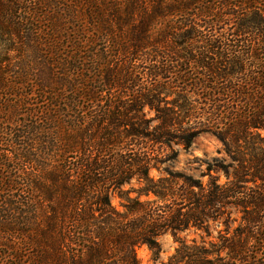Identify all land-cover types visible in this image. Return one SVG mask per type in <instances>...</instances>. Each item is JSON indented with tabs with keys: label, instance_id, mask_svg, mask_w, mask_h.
<instances>
[{
	"label": "trees",
	"instance_id": "1",
	"mask_svg": "<svg viewBox=\"0 0 264 264\" xmlns=\"http://www.w3.org/2000/svg\"><path fill=\"white\" fill-rule=\"evenodd\" d=\"M219 1L0 0V264H140L139 245L157 255L158 236L220 219V245L208 250L180 241L179 263L261 264L264 151L248 144L242 157L226 139L264 130V111L233 113L228 132L218 134L231 163L213 171L226 182L211 170L204 184L166 169L169 177L149 176L165 163L156 148L171 151L173 131L182 134L185 149L202 131L182 126L185 114L159 108V96L188 81L206 88L211 75L224 81L243 71L248 80L232 45L260 43L264 51V23L238 22L243 12L231 4L212 13ZM239 3L237 9L252 7L249 0ZM224 15L237 23L215 36ZM198 17H205L200 28L209 34L196 35ZM200 42L199 55L169 54L175 46L197 50ZM257 69L264 85V57ZM144 107L158 115L154 133L147 131ZM132 181L140 186L134 198L123 189ZM110 193L125 200L123 211L111 206ZM149 194L153 199L140 200ZM228 208L241 213L231 235ZM212 255L216 261L202 262Z\"/></svg>",
	"mask_w": 264,
	"mask_h": 264
},
{
	"label": "rangeland",
	"instance_id": "2",
	"mask_svg": "<svg viewBox=\"0 0 264 264\" xmlns=\"http://www.w3.org/2000/svg\"><path fill=\"white\" fill-rule=\"evenodd\" d=\"M228 1L220 0L216 4L214 3V11H212V13L217 12V10L215 9L217 5L219 7H222L225 4H231L234 5L235 12H243V16H239V18L237 19L238 22L242 19L249 21L250 18H253L257 22L264 23V0H249L252 7L251 9L245 8L244 10L237 9L236 7L239 6V2H242V0H233L231 1V3H224ZM255 7L258 9L256 11L259 13V15L256 13ZM224 13L226 14V11ZM204 20L206 21L205 17H198L196 19V22L199 26L194 28L196 35H198L199 33L205 34L208 32L207 28H200L204 26ZM220 20L223 21V24L216 27L218 31L217 33L216 31H214L213 34H215V36H219L221 33H231V31H227L229 30V28H234V25L237 23L234 18L228 17V15L222 16ZM233 22L235 23L233 24ZM262 28H264V25H262ZM254 34L257 35L256 32H254ZM251 37L252 36H250V38ZM200 40H204L203 37H200ZM204 44L205 43L200 42L196 46V48L199 47L197 50L194 48L181 49V47L175 46V48L173 47L172 51H170L169 54L172 55L176 52H181L184 56L188 52H196V54L199 55V52L203 51L202 48L204 47ZM232 46L234 47L231 48V52L234 53L231 54H238L235 55L233 59L238 58V60H242V62H244L242 64V69L246 70V79L248 80H245L243 78V71L241 72L242 76L241 73H234L224 81H221L214 75H211L210 80H212V82L208 86H206V88L194 89V83H190L188 81V83H182L180 85L181 90H169L168 95L159 96L161 101L157 104L159 108H168L169 110H173L179 114L180 118H182L183 114H185L184 118H182V126H190L195 128L200 127L202 131L197 133V135L191 141L189 148L186 149L179 144L178 140L182 137V134L178 130L173 131L174 139H172V141L170 142L171 151L163 147L162 149H157L156 145V150H159V154H162L159 160H161L162 162L165 161V163L160 164V168L158 170H150V177L154 178L155 180L158 178L169 177V175H167L163 171L164 169H166L173 176H190L193 180H197L204 184L207 182L208 172L211 170V175L215 176L218 179L219 183L226 182V178L223 173H221L220 171H213L216 169L219 170V167L221 168V166H225L231 163V155L228 157L227 153H225V148L223 146V143L220 141L218 134L228 132L229 126H231L233 123L232 121H230L231 117H229L231 114H247L248 112L260 113L264 111V103H262L264 100V85L258 83L257 80V78L259 77L257 74L258 64L259 62H262L264 57V51L261 48L262 46L260 43L251 44L248 46V44L245 43L241 45L235 42ZM247 49L248 51H246ZM259 49H261L262 51H260ZM219 51L221 52V50H218L216 52ZM224 53L227 52L224 51ZM203 55H207V57L209 56L208 53H203ZM211 57H213L212 59L216 61V58L214 56ZM177 66L185 68L183 61H178ZM258 85L261 87L258 88ZM219 90H221L220 93H218ZM222 90H224L223 95H221ZM178 95H181V98H177ZM227 96L229 97L227 98L226 102L222 103L221 101H223V98H226ZM0 97H3L1 93ZM250 98L252 99L251 101ZM259 98L261 100L258 102ZM34 99H36L34 102H38V106L41 107V99H39L38 97ZM26 100H29L30 102L32 99ZM26 100L23 99V101L27 102ZM174 102L176 103L175 106L172 105ZM0 103L3 104L2 99H0ZM180 104L183 105L182 108L178 107V105ZM253 107L255 109L257 108V110H254ZM24 109L25 108H23L22 111ZM141 115L143 119L147 121V131L149 133H154L156 131L155 128L159 125L158 115L156 111H154L153 109L150 110L148 107H144L141 111ZM247 133L251 134V136L255 135L256 137V135H258L259 137L257 136L258 139L254 138L253 140L251 139V136L244 135L243 138H240L239 136L240 139H237L235 142L230 139L231 137H227L226 142L230 144L231 150L235 151L239 155L241 154L242 157H246V154H248V144H254L255 148H260L264 151V130H249ZM231 166L235 167L236 164L234 163ZM180 187L181 181H177L174 188L178 189ZM123 189L125 191H130L129 197L131 198L136 197L138 195L137 193H140L138 191L140 189V186L135 181H132L129 185H125ZM147 199H153L152 194H149L147 197L144 195L140 196V200ZM109 200L111 206L115 210L123 211V205L125 203L124 199L120 198L116 193H110ZM239 210L240 209L238 208H228V215L230 216V219L228 221V223H230V235L232 233V230L236 226H238L240 222L241 213ZM222 220L223 219H220V222L218 223L209 221L208 224L201 229L190 228L181 233H178L175 237H173L170 233L162 234L156 238L159 246L157 255H155L153 251L149 250L146 245H139L135 249L136 257L140 264H184V261H181L179 263V260H177V250L180 247L179 242L181 241L186 246H191L193 245L192 241H194L196 245H203L204 248L208 250L211 249V243L217 244L219 246L221 243V239H224L225 237L223 231L224 225L222 224ZM262 230V237L260 238H264V227ZM220 254V258H226L224 251H222ZM260 255L261 254L258 253L256 258L259 263L264 264V256ZM216 258L217 257L212 255L203 258L202 262H207V260L209 262H214L216 261ZM225 261L226 259H223V262Z\"/></svg>",
	"mask_w": 264,
	"mask_h": 264
}]
</instances>
